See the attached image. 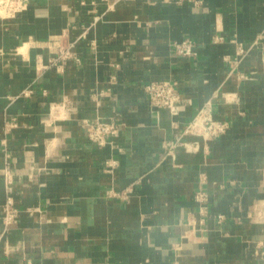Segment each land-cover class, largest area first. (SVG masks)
<instances>
[{"label":"crops","instance_id":"obj_1","mask_svg":"<svg viewBox=\"0 0 264 264\" xmlns=\"http://www.w3.org/2000/svg\"><path fill=\"white\" fill-rule=\"evenodd\" d=\"M186 39L194 57L173 50ZM235 41L251 50L231 65ZM263 54L264 0H27L0 18V264H264ZM150 81L177 84L178 115ZM208 116L228 131L195 132Z\"/></svg>","mask_w":264,"mask_h":264},{"label":"built area","instance_id":"obj_2","mask_svg":"<svg viewBox=\"0 0 264 264\" xmlns=\"http://www.w3.org/2000/svg\"><path fill=\"white\" fill-rule=\"evenodd\" d=\"M27 7V0H0V18L1 19H14ZM218 42L223 41L222 37L217 38ZM236 53L233 56H227L226 61L228 64L237 65L242 59H244L251 48L246 47L242 43L236 42ZM195 43L186 39L181 42H175L173 44V50L176 54L183 57H194L195 54ZM63 58H70L71 53L69 48L62 49L60 52ZM262 64L264 68V54L262 56ZM44 66H40L39 70ZM143 91L149 99L151 105L156 109H168L172 115H178L182 107L181 95L178 91L177 84L171 81H161V82H147L144 84ZM85 131L87 133L88 139L96 144L99 147H104L109 143L115 142V139L118 137L119 127L116 123L113 122H104L97 121L95 124H92L88 121L84 123ZM205 137L206 139L213 140L219 136L225 134L229 129L228 122L217 121L214 118L208 116L205 119ZM198 150V148H196ZM195 150V151H196ZM117 161L107 162V172L111 173L118 166ZM202 183L206 180V176L202 175ZM116 196H123L122 194H116ZM196 201L199 204V213L204 218L208 215L210 197L209 194L203 189L200 188L196 192ZM3 222L5 226H10L16 223L19 216V210L16 207L14 197L9 195L7 197L5 206L3 208ZM218 222L222 223L225 221L226 217L224 215H218ZM180 250L181 248L178 247Z\"/></svg>","mask_w":264,"mask_h":264},{"label":"rangeland","instance_id":"obj_3","mask_svg":"<svg viewBox=\"0 0 264 264\" xmlns=\"http://www.w3.org/2000/svg\"><path fill=\"white\" fill-rule=\"evenodd\" d=\"M54 47H56V46H53L52 50H54ZM60 54H61V53L58 54L59 56L53 57V58L51 59L49 65H51V66L58 65V66H59L63 61H65L66 58H63L62 55H60ZM49 65H42V66H44V67H42V69H44L46 66H47V68H48ZM47 68H45L44 70H41V71L44 72ZM37 69H38V68H37ZM39 71H40V70H39Z\"/></svg>","mask_w":264,"mask_h":264},{"label":"bare ground","instance_id":"obj_4","mask_svg":"<svg viewBox=\"0 0 264 264\" xmlns=\"http://www.w3.org/2000/svg\"><path fill=\"white\" fill-rule=\"evenodd\" d=\"M203 128H204L203 120L200 119V120H198L197 124L195 125L194 130L197 133H202L203 132Z\"/></svg>","mask_w":264,"mask_h":264}]
</instances>
